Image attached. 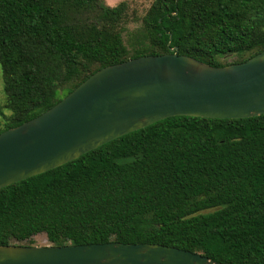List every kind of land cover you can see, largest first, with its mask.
<instances>
[{"label":"trees","instance_id":"obj_1","mask_svg":"<svg viewBox=\"0 0 264 264\" xmlns=\"http://www.w3.org/2000/svg\"><path fill=\"white\" fill-rule=\"evenodd\" d=\"M131 4L0 0L11 111L0 132L110 64L178 47L224 66L264 50V0H152L143 15ZM41 233L54 245L154 242L264 264V114L168 117L0 188V245H33Z\"/></svg>","mask_w":264,"mask_h":264},{"label":"water","instance_id":"obj_2","mask_svg":"<svg viewBox=\"0 0 264 264\" xmlns=\"http://www.w3.org/2000/svg\"><path fill=\"white\" fill-rule=\"evenodd\" d=\"M173 52L98 69L58 103L0 132V188L168 117L264 114V50L215 66ZM0 264H230L154 242L1 244Z\"/></svg>","mask_w":264,"mask_h":264},{"label":"rangeland","instance_id":"obj_3","mask_svg":"<svg viewBox=\"0 0 264 264\" xmlns=\"http://www.w3.org/2000/svg\"><path fill=\"white\" fill-rule=\"evenodd\" d=\"M106 3L110 6L117 5L122 0H105ZM132 1L131 4V11L136 10L139 15H143L145 10L150 6L152 0H130ZM139 22H131L130 28L133 29L137 25H139ZM233 57L229 58V61H233ZM4 105V93H3V78H2V71L0 67V112H3V114H0V121L3 119V115H11V111L7 108H3ZM26 244H30V242L26 241ZM24 243V244H25ZM33 245H54L52 241H50L45 233L38 234L34 236Z\"/></svg>","mask_w":264,"mask_h":264}]
</instances>
